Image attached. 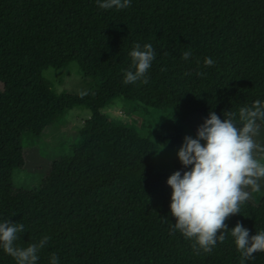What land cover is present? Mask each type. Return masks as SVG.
<instances>
[{
	"label": "trees",
	"instance_id": "1",
	"mask_svg": "<svg viewBox=\"0 0 264 264\" xmlns=\"http://www.w3.org/2000/svg\"><path fill=\"white\" fill-rule=\"evenodd\" d=\"M136 43H150L156 58L147 84L125 85ZM184 51L192 53L187 61ZM206 57L214 66L204 65ZM73 60L91 79L86 95L57 93L42 75ZM116 96L177 119L192 109L202 121L210 111L238 117L241 107L264 101V0H132L121 10L101 9L97 0H0V222L25 225L16 246L49 236L37 264H50L53 253L58 264H241L230 230L199 254L192 240L170 233L173 172L154 170L150 137L108 127L102 108ZM73 107L91 113L71 153L53 159L36 187L16 186L25 152L10 137H39ZM182 134L178 121L156 131L165 146ZM175 168L183 174L191 166L176 159ZM241 213L226 220L229 229L239 221L250 235L264 230V197L242 204ZM0 264L16 262L0 248ZM244 264H264V252Z\"/></svg>",
	"mask_w": 264,
	"mask_h": 264
},
{
	"label": "clouds",
	"instance_id": "2",
	"mask_svg": "<svg viewBox=\"0 0 264 264\" xmlns=\"http://www.w3.org/2000/svg\"><path fill=\"white\" fill-rule=\"evenodd\" d=\"M132 0H97L99 8L109 10L126 9ZM191 51H184L182 59L188 60ZM129 56L130 68L124 71L123 84L137 81L147 84L148 71L156 58L150 43L134 45ZM215 61L206 57L204 65L214 66ZM197 75L205 73L198 71ZM82 93L81 95H86ZM264 122V101L256 100L250 107H241L237 113L224 111L221 119L210 111L204 122L198 126L196 138L186 135L178 150L179 161L190 170L173 172L167 178L171 187L170 213L175 222L170 233L179 231L185 239L193 241V248L210 253L218 242L225 241L229 232L241 254V264L264 252V230L250 235L239 221L229 229L226 220L241 213V205L251 199L253 192L260 191L264 179V146L255 139L260 133L257 121ZM240 125V126H238ZM201 141H204L202 144ZM261 154V160L256 154ZM251 189V191H249ZM25 231L23 223L7 219L0 222V248L10 255L16 264H37L38 252L44 248L50 237L44 236L37 243L17 247L16 241ZM53 253L50 264H58Z\"/></svg>",
	"mask_w": 264,
	"mask_h": 264
},
{
	"label": "rangeland",
	"instance_id": "3",
	"mask_svg": "<svg viewBox=\"0 0 264 264\" xmlns=\"http://www.w3.org/2000/svg\"><path fill=\"white\" fill-rule=\"evenodd\" d=\"M42 75L50 81L57 93L69 92L82 94L86 89L93 87L91 79L83 75L77 61H70L62 67H47ZM8 95L11 94L8 92ZM108 127H134L142 136L150 137L157 144V151L153 155L152 164L155 171L175 172V160L183 143V138L190 135L196 138L199 125L204 121L199 113L188 109L182 119L175 118L171 111L165 109H148L146 112L134 110L126 101L116 96L111 103L102 108ZM90 110L84 107L68 109L60 119L48 125L39 137L15 134L10 137L13 145L24 148V163L13 173V182L18 187L34 188L47 174L53 159L71 153V145L76 139L78 129L90 115ZM178 121L182 126V141L174 145H162L156 137L158 125L162 122ZM256 141L264 146V129L260 126V133ZM203 144L204 141H201ZM261 160V154H256ZM264 163V160H261ZM260 191L253 192L250 201L257 203L264 197V179L260 181ZM251 191V189H249Z\"/></svg>",
	"mask_w": 264,
	"mask_h": 264
}]
</instances>
